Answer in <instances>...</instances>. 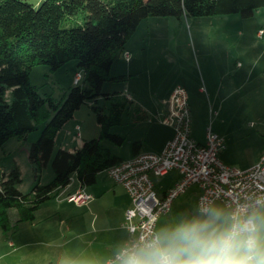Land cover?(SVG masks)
I'll return each mask as SVG.
<instances>
[{"label": "rangeland", "instance_id": "rangeland-1", "mask_svg": "<svg viewBox=\"0 0 264 264\" xmlns=\"http://www.w3.org/2000/svg\"><path fill=\"white\" fill-rule=\"evenodd\" d=\"M147 25L148 34L145 32ZM259 28H264V7H259L252 16L246 18L238 13L180 18L149 16L142 19L134 31V38L138 40L142 34L147 35L141 48V55L147 60L143 70L136 76L126 74L128 77L125 81H106L103 90L112 91L113 86H117L118 90L123 91L126 83L137 82L142 84L146 103L150 105V99L164 97L175 80L177 82L173 87L179 86L187 91L189 88L185 80L190 77L195 84L193 88L202 90L200 94L195 93L193 105L188 102L192 138L202 143L209 127L211 131L225 137L227 146L231 147L233 167L241 166L251 159L264 139V30L258 35ZM119 60L113 64L111 73L118 71L117 66L125 62L124 59ZM217 63L224 68L219 70ZM76 71L78 68L74 59L56 70H50L46 64H36L31 67L29 78L40 94H51L59 100L74 83ZM217 71L225 74L227 91L221 92L220 98L225 97L223 101L214 103L203 76L207 72L214 74ZM90 103L82 104L76 113L77 123L83 126V130L75 128L74 121H69L68 125L56 132L54 151L59 147L73 150L80 146L81 139L98 135V125L91 109L93 102ZM97 104H105L102 96L98 98ZM145 109V120L153 119L157 110L151 106ZM143 123L132 122L130 110L124 111L121 123L111 128L112 132L124 137L123 142L115 145L104 139L102 144L112 154L130 158L132 141L142 139L143 145L153 142L151 137L154 132L145 128ZM43 125L44 122L38 124L37 129L29 132L25 139L11 137L0 147V175L15 161L21 170L22 181L18 187L24 193L31 189L35 175L44 184L53 177L50 164L36 173L24 150L26 144L29 147L37 139ZM92 126H95V130L90 132ZM160 135L159 132L157 136ZM174 175L172 171L165 177L152 176L155 188L161 189L168 185ZM97 182L108 186L114 181L104 170L97 175ZM76 186L80 185L75 175H72L68 188L70 194L74 193ZM92 187L96 190V183ZM195 187H190L186 193L176 197L168 213L158 217L156 232L165 226L202 216L191 194ZM65 194L60 193L57 199L51 198L41 205L32 221H17L15 209L8 210L10 228L7 232L0 228V264H103L104 256L101 253L96 256V228L99 227L96 210L101 217L112 213L111 195L102 193L97 196L102 201L96 208V202L77 206L62 201ZM210 208L229 213L219 200L214 201ZM9 240L13 241L14 246Z\"/></svg>", "mask_w": 264, "mask_h": 264}, {"label": "trees", "instance_id": "trees-1", "mask_svg": "<svg viewBox=\"0 0 264 264\" xmlns=\"http://www.w3.org/2000/svg\"><path fill=\"white\" fill-rule=\"evenodd\" d=\"M259 7H264V0H41L38 5L0 0V147L11 137L25 139L44 122L27 158L36 173L48 164L53 171L45 184L35 175L25 193L18 187L21 170L15 161L1 171L0 228H10L9 209H15L17 221H32L40 205L54 198L72 175L82 185H91L98 172L122 160L102 140L120 145L124 137L111 128L121 123L124 111L130 110L132 122L145 120L147 113L120 91H104L103 84L127 79L126 74L112 75L110 69L142 19L229 13L246 18ZM72 59L81 82L70 85L59 100L40 94L29 78L31 67L46 64L56 70ZM100 96L103 106L97 104ZM87 102H93L98 135L83 139L73 150L54 151L56 132ZM140 145L132 141L134 154Z\"/></svg>", "mask_w": 264, "mask_h": 264}, {"label": "built area", "instance_id": "built-area-1", "mask_svg": "<svg viewBox=\"0 0 264 264\" xmlns=\"http://www.w3.org/2000/svg\"><path fill=\"white\" fill-rule=\"evenodd\" d=\"M258 34H262V30ZM123 57L129 59L127 50L123 51ZM79 79L80 73L76 72L74 82ZM168 104L169 110L160 121L171 126L173 135L162 149L139 151L105 169L116 183L125 188L129 205L122 220L127 238L104 264H113L121 249L131 246L141 237L155 233L158 217L167 214L172 201L193 184L199 189L197 208L200 212L210 208L217 200L223 203L229 213L238 206L252 207L258 200L264 201V151L248 168L228 166L219 156L226 147L222 135L211 131L209 127L202 143L190 135L186 90L174 87ZM171 169L177 170L179 178L165 191H157L152 176H163ZM91 197L85 190L79 189L69 194L67 200L84 205Z\"/></svg>", "mask_w": 264, "mask_h": 264}, {"label": "clouds", "instance_id": "clouds-1", "mask_svg": "<svg viewBox=\"0 0 264 264\" xmlns=\"http://www.w3.org/2000/svg\"><path fill=\"white\" fill-rule=\"evenodd\" d=\"M202 213L141 237L113 264H264V201Z\"/></svg>", "mask_w": 264, "mask_h": 264}, {"label": "crops", "instance_id": "crops-1", "mask_svg": "<svg viewBox=\"0 0 264 264\" xmlns=\"http://www.w3.org/2000/svg\"><path fill=\"white\" fill-rule=\"evenodd\" d=\"M40 1L41 0H31V2L34 5H38ZM148 29H149V26L147 25V29L145 31L146 34L149 33ZM259 30H264V28H259ZM134 34H135V32L130 36V38L126 41V43L124 45V50H127L129 52V59L128 60L124 59L123 51H119L116 59L112 63V66L115 62L120 61L119 59H121V60L124 59L125 62L120 63L117 66L118 71H116V72H119V73H116V72L111 73V69H110V73L112 75L128 74L129 76H132V75L136 76L138 73H140L143 70L145 64L147 63V60L141 55V48L146 41L145 36H147V35L142 34L143 36H141V38L138 40L137 38L136 39L134 38ZM257 34H258V32H257ZM216 65H217V68L220 66L219 63H217ZM112 66H111V68H112ZM197 67L199 68V70L201 72V68L198 65H197ZM222 68H224V67L223 66L219 67V70ZM203 78H204V81H206V83H207L208 94H209L211 100L214 103H218V101H223L225 97L220 98V95H221V92L223 90H224V92L227 91V84H226L227 81H225V74H223L222 71L220 73L217 71L214 74L207 72L205 74V76H203ZM175 82H177V81L175 80ZM175 82H173L172 83L173 85H171L166 90L164 97H156L155 100L150 99L151 100L150 105H148V103H146V100L144 97V95H146V94L144 92L142 84H138L137 82H134V83L128 82V83H126V85H124L125 87H123V91L118 90L117 86H113V88H114L113 90L120 91L122 94L126 95L131 100L138 103L146 111V113H147V110L145 108L149 109L150 106L154 107L157 110V112L153 116V119H148L147 121L146 120L139 121L141 123L144 122L143 124H145V128L147 127V128L152 129V132H154V136L151 137V140L153 139L152 140L153 142L146 143L145 145H143L142 139H136V140H139L141 142V145L137 149L138 150L137 152H139V151L143 152V151H149V150L159 151L162 149L165 142L172 137L173 130H172L171 126L161 123L160 119L162 118L163 115L167 114V112L169 110L168 98H169V96H170V94L174 88L173 86H174ZM185 82L187 84V87L189 88L186 91L188 102L190 104L192 103V105H193V103L195 102V96H196L195 93L200 94V93H202V90L199 87L193 88L195 86V84H194V81L190 77H188L185 80ZM148 100L149 99H147V101ZM80 107L76 111H74L72 118H70L66 123H64V125H68V123H70L69 121H74L75 122L74 127L83 130V126L81 124L77 123L78 121L75 118L76 113H78L77 111H80ZM134 123H138V122H134ZM152 123L154 126H156V125H160V126L154 127L152 125ZM94 127L95 126H92V128H90L91 129L90 132L95 130ZM66 131H68V130H66ZM159 132L161 133V135L157 136ZM223 138L225 140L224 136H223ZM83 139H87V138H83ZM83 139H81V142ZM204 140H205V138H204ZM225 143H226V140H225ZM24 150L26 151V154H27V150H28L27 144L25 145ZM230 151H231V147L227 146V144H226V147L224 148V150H222L220 152L219 156H220V159L222 160V162L224 164H226L228 166L232 165V167H233L235 165H234L233 155L231 154ZM262 151H264V139H262L260 145L258 146L257 150L255 151V153L251 157V159H249L247 162L241 164V166H236V168L245 169V168L250 167L252 164H254L257 161V159L259 158ZM133 154L134 153L132 151V155ZM121 158L126 159L123 157H121ZM102 171H104V170H102ZM102 171H100V172H102ZM172 171L175 172V175L173 176L172 181L168 185L163 186L161 189L156 188L157 191L163 192V191H165V189H167L168 187H170L171 185H173L176 182V180L179 178V173L177 172L176 169H171L165 175L160 176V177H165L168 174H170ZM100 172H98V174ZM34 178H35V176H34ZM78 183L80 186L79 187L76 186L75 191H77L79 189H83L87 193H89L92 197L88 201V205L91 203L93 205V203L96 202V208L99 205V203L102 201L101 197L97 198V196H99L102 193L103 194L109 193L111 195L112 204L110 207L112 208V211H111L112 213H109L108 215H106V216L104 215L101 217L100 212L96 210V223H99V227L96 228V242L98 245L96 248V250H97L96 256H98V254L101 253L105 258L103 260V264H104V262L108 258L112 257L120 249V247L122 246V244L125 242V240L127 238L126 230L122 227V220H123V216H124V211L127 208V206L129 205V196H128L125 188L122 185H120L119 183H116L114 181L112 185L110 184L107 186L101 182L100 183L97 182V176H96V181L93 183V184L96 183V190H95V188L92 187L93 184L82 185L79 181H78ZM192 186H194V187L196 186L195 190L191 191V194H193V196H194L196 207H197V198L199 195V189H198L197 185H195V184L191 185L190 187H192ZM69 187H70V182L65 187L61 188L58 191V193L54 197V199H57L60 193L64 194L66 192L65 196L62 198V201L70 202L67 200V198L65 199L66 195L70 194V192L68 190ZM95 194H96V196H95ZM47 202H48V200L45 201L44 203H42L41 205H43ZM41 205H40V207H41ZM59 206H60V204H59ZM77 206H83V205H77ZM40 207L38 209H40ZM57 212L59 213V211H57ZM9 243H11V245L14 246L13 241L9 240ZM65 257L67 258V255ZM69 261H71V260H69ZM65 264H70V262H65ZM76 264H79V263H76Z\"/></svg>", "mask_w": 264, "mask_h": 264}]
</instances>
